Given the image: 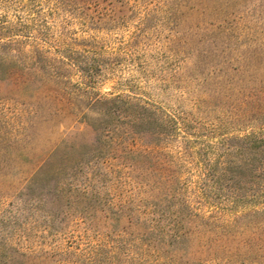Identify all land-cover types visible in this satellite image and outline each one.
I'll return each instance as SVG.
<instances>
[{"label":"rangeland","instance_id":"rangeland-1","mask_svg":"<svg viewBox=\"0 0 264 264\" xmlns=\"http://www.w3.org/2000/svg\"><path fill=\"white\" fill-rule=\"evenodd\" d=\"M0 58L9 264H264V0H0Z\"/></svg>","mask_w":264,"mask_h":264},{"label":"trees","instance_id":"trees-1","mask_svg":"<svg viewBox=\"0 0 264 264\" xmlns=\"http://www.w3.org/2000/svg\"><path fill=\"white\" fill-rule=\"evenodd\" d=\"M10 65H13L11 61H7L6 58H0V71L4 70L5 72L7 71L8 67ZM107 98V97H106ZM98 99V100H110L109 102L114 103L117 102L116 97L112 98H107V99ZM261 145L260 150L254 154L251 158L244 160V162L240 163L238 167H243L247 166L250 161L252 162H257L255 163V169H258V171H263L264 170V138L261 139ZM260 153V154H258ZM232 172H238V170H234L231 168ZM65 177V176H64ZM64 177H59L57 178L55 184L56 187H62L61 185L65 181ZM7 221V220H2V222ZM6 225V224H4ZM9 243V236L8 233L5 231L0 232V264H9L8 257L9 255L7 254V244Z\"/></svg>","mask_w":264,"mask_h":264}]
</instances>
